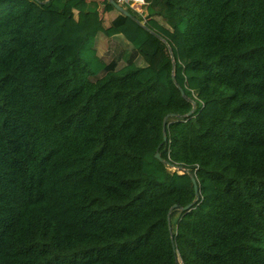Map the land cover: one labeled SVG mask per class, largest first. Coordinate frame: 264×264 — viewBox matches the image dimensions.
Here are the masks:
<instances>
[{
    "label": "trees",
    "instance_id": "1",
    "mask_svg": "<svg viewBox=\"0 0 264 264\" xmlns=\"http://www.w3.org/2000/svg\"><path fill=\"white\" fill-rule=\"evenodd\" d=\"M162 2L0 0V264H264V0Z\"/></svg>",
    "mask_w": 264,
    "mask_h": 264
},
{
    "label": "rangeland",
    "instance_id": "2",
    "mask_svg": "<svg viewBox=\"0 0 264 264\" xmlns=\"http://www.w3.org/2000/svg\"><path fill=\"white\" fill-rule=\"evenodd\" d=\"M149 23L150 25H152V27L154 26L153 23H150L149 21L147 22ZM165 30H162V28H156V31H157V34H159L160 36V40L162 41H165L167 42V48L169 49V51H175V48H174V42H171V34L168 33V28H164ZM150 52H151V47H149V45H145L144 46V55L148 58L149 62L150 63H158L161 61L162 57H163V52L160 51V50H157L158 53H156L155 55L151 56L150 55ZM174 58H176V62H177V65H176V69H175V74H176V77L178 79V81H182V75H181V69H180V64L178 63V58L175 57V54H174Z\"/></svg>",
    "mask_w": 264,
    "mask_h": 264
},
{
    "label": "water",
    "instance_id": "3",
    "mask_svg": "<svg viewBox=\"0 0 264 264\" xmlns=\"http://www.w3.org/2000/svg\"><path fill=\"white\" fill-rule=\"evenodd\" d=\"M109 2L116 8L118 9L119 11H121L122 13L126 14V15H129L131 17H133L131 15V13H129L125 8H123L120 4H118L115 0H109ZM134 18V17H133ZM136 20V18H134ZM147 29H149L147 26H145ZM192 111H189L187 114H191ZM166 118L167 116L164 118L163 120V124H165V121H166ZM165 137V136H164ZM155 156L162 162H165L167 165H169V167L171 168H174V165H172L171 163H169L167 160H164V158L161 157L160 153L157 152L155 154ZM190 178L192 180V183H193V186H194V192L197 193L198 192V184H197V181H196V178L194 175H190ZM193 203H189L188 205L184 206L183 209L184 210H187L189 209L191 206H192ZM176 205H174L173 207H175ZM169 217V215H168Z\"/></svg>",
    "mask_w": 264,
    "mask_h": 264
},
{
    "label": "crops",
    "instance_id": "4",
    "mask_svg": "<svg viewBox=\"0 0 264 264\" xmlns=\"http://www.w3.org/2000/svg\"><path fill=\"white\" fill-rule=\"evenodd\" d=\"M173 1L181 2V3H189L192 0H173ZM145 4L151 5V7L153 9H155V10L163 11V9H164V4H163L162 0H145L144 5ZM144 5L142 7V14L145 16L146 15V10L144 9ZM144 21L146 23L149 21V22L153 23L155 27L158 26L156 28H162V30H165L164 29L165 28L164 25L161 22H159L157 20V18L149 17V18L145 19Z\"/></svg>",
    "mask_w": 264,
    "mask_h": 264
},
{
    "label": "built area",
    "instance_id": "5",
    "mask_svg": "<svg viewBox=\"0 0 264 264\" xmlns=\"http://www.w3.org/2000/svg\"><path fill=\"white\" fill-rule=\"evenodd\" d=\"M118 4L129 5L136 13L142 14V7L145 0H115Z\"/></svg>",
    "mask_w": 264,
    "mask_h": 264
}]
</instances>
